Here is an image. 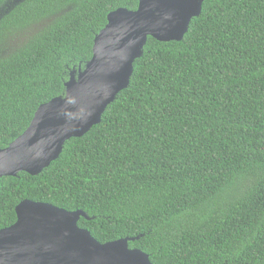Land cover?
I'll use <instances>...</instances> for the list:
<instances>
[{
	"label": "trees",
	"instance_id": "trees-1",
	"mask_svg": "<svg viewBox=\"0 0 264 264\" xmlns=\"http://www.w3.org/2000/svg\"><path fill=\"white\" fill-rule=\"evenodd\" d=\"M138 2L0 0V149ZM25 199L84 211L97 241L132 237L152 264H264V0H204L181 40L148 36L99 123L0 177V229Z\"/></svg>",
	"mask_w": 264,
	"mask_h": 264
},
{
	"label": "water",
	"instance_id": "water-1",
	"mask_svg": "<svg viewBox=\"0 0 264 264\" xmlns=\"http://www.w3.org/2000/svg\"><path fill=\"white\" fill-rule=\"evenodd\" d=\"M204 0H139L135 10L108 13L93 39L92 56L63 96L40 104L27 128L0 149V177L41 172L64 142L80 137L101 120L117 93L126 88L147 37L181 40ZM16 220L0 229V264H152L148 254L130 248L125 237L101 243L78 225L82 210L22 200Z\"/></svg>",
	"mask_w": 264,
	"mask_h": 264
}]
</instances>
